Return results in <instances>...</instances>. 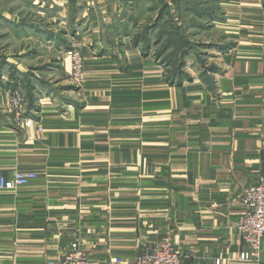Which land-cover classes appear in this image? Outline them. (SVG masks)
Wrapping results in <instances>:
<instances>
[{"label": "crops", "instance_id": "obj_1", "mask_svg": "<svg viewBox=\"0 0 264 264\" xmlns=\"http://www.w3.org/2000/svg\"><path fill=\"white\" fill-rule=\"evenodd\" d=\"M2 5L0 27L41 37L37 23L15 22ZM98 29L82 50V88L69 85L68 59L24 65L33 51H21L15 69L0 64V178L38 174L0 188V264H45L73 243L94 261L135 264L145 245L164 238L182 264H264V241L246 261L236 233L240 196L264 176V52L225 54L207 82L187 67L167 75L159 56L127 34L109 30L103 46ZM48 34L52 44L56 34ZM15 71L28 98L20 123L2 87Z\"/></svg>", "mask_w": 264, "mask_h": 264}, {"label": "rangeland", "instance_id": "obj_2", "mask_svg": "<svg viewBox=\"0 0 264 264\" xmlns=\"http://www.w3.org/2000/svg\"><path fill=\"white\" fill-rule=\"evenodd\" d=\"M62 1L0 0L6 14L15 22H23L25 27L35 22L41 28L38 33L41 37L24 36L25 31H22L17 38L14 36L15 26L0 27V64L15 69L21 51L29 55L33 51L31 58L23 60L24 65L52 67L64 64L68 59L69 85L82 88L87 79V63L82 50L88 48L92 34L99 28L94 27V20L102 24L98 31L105 35L101 42L103 46L110 45L108 42L113 34L109 30H113V25L117 26L113 31L129 35L128 43L157 54L167 75L187 67L189 76L201 75L204 81L211 82L210 75L217 70L225 54L252 56L264 52V0ZM78 31L88 39L84 46V37ZM48 32H52V36L56 34L52 44L46 36ZM71 48L80 51L83 57L79 77L73 58L67 54ZM186 74L183 73L185 77ZM13 75L16 79L10 78L2 87L9 88L6 108L15 116L12 109L14 97H21L23 113L28 98L21 74L15 71ZM40 75L44 76L43 79L49 77L48 73ZM15 81L18 82L15 84Z\"/></svg>", "mask_w": 264, "mask_h": 264}, {"label": "built area", "instance_id": "obj_3", "mask_svg": "<svg viewBox=\"0 0 264 264\" xmlns=\"http://www.w3.org/2000/svg\"><path fill=\"white\" fill-rule=\"evenodd\" d=\"M67 54L74 60L76 75L82 72L83 57L76 49L67 50ZM13 111L15 120L20 123V117L24 114L21 97H14ZM30 125L31 121H25ZM38 178L35 171L19 170L12 179L0 178V188L13 190L18 186L29 185ZM244 214L236 226V233L246 241L248 250L242 254L246 261L258 258L264 241V176H261L252 185L245 188L240 196ZM183 253L179 250L171 238H164L149 243L138 253L135 264H182ZM118 258L109 261H94L89 257L80 243H73L57 260H51L45 264H117ZM220 264V262H219Z\"/></svg>", "mask_w": 264, "mask_h": 264}]
</instances>
